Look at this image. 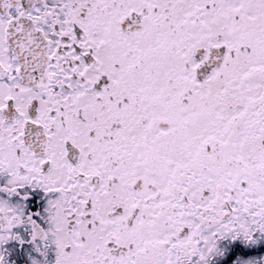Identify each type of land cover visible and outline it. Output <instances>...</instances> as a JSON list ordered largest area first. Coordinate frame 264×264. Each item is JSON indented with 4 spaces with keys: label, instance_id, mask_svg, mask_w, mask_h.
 I'll list each match as a JSON object with an SVG mask.
<instances>
[{
    "label": "snow or ice",
    "instance_id": "6c2138e0",
    "mask_svg": "<svg viewBox=\"0 0 264 264\" xmlns=\"http://www.w3.org/2000/svg\"><path fill=\"white\" fill-rule=\"evenodd\" d=\"M0 264H264V0H0Z\"/></svg>",
    "mask_w": 264,
    "mask_h": 264
}]
</instances>
